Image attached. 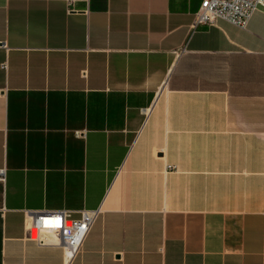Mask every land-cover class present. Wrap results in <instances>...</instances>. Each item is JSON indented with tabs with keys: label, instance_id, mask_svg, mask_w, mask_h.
Masks as SVG:
<instances>
[{
	"label": "crops",
	"instance_id": "0c3cea01",
	"mask_svg": "<svg viewBox=\"0 0 264 264\" xmlns=\"http://www.w3.org/2000/svg\"><path fill=\"white\" fill-rule=\"evenodd\" d=\"M201 1L0 0V264H264V9ZM97 207L70 259L24 231Z\"/></svg>",
	"mask_w": 264,
	"mask_h": 264
},
{
	"label": "built area",
	"instance_id": "2783aa9c",
	"mask_svg": "<svg viewBox=\"0 0 264 264\" xmlns=\"http://www.w3.org/2000/svg\"><path fill=\"white\" fill-rule=\"evenodd\" d=\"M70 2H66L67 12L73 11ZM264 9V0H202L195 13L193 26L198 24L213 25L223 21L237 29L245 30L252 14ZM166 171L174 170L167 165ZM3 171L0 170V179ZM100 213V208L82 210L76 218L66 211H24V231L35 232L34 241L39 246L58 247L66 259L72 258L81 248L94 221ZM30 237V236H28Z\"/></svg>",
	"mask_w": 264,
	"mask_h": 264
},
{
	"label": "bare ground",
	"instance_id": "6f19581e",
	"mask_svg": "<svg viewBox=\"0 0 264 264\" xmlns=\"http://www.w3.org/2000/svg\"><path fill=\"white\" fill-rule=\"evenodd\" d=\"M32 232V235H34L35 234V232L34 231H31ZM35 236V235H34Z\"/></svg>",
	"mask_w": 264,
	"mask_h": 264
},
{
	"label": "rangeland",
	"instance_id": "374dc122",
	"mask_svg": "<svg viewBox=\"0 0 264 264\" xmlns=\"http://www.w3.org/2000/svg\"><path fill=\"white\" fill-rule=\"evenodd\" d=\"M35 235V234H34ZM34 235H32V232H31V237H34Z\"/></svg>",
	"mask_w": 264,
	"mask_h": 264
}]
</instances>
